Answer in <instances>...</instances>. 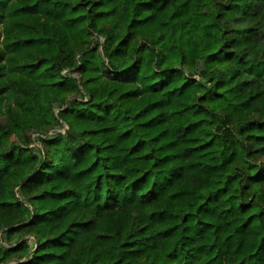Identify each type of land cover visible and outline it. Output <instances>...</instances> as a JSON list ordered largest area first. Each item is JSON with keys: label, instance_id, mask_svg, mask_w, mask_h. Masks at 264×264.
Returning <instances> with one entry per match:
<instances>
[{"label": "trees", "instance_id": "16d2710c", "mask_svg": "<svg viewBox=\"0 0 264 264\" xmlns=\"http://www.w3.org/2000/svg\"><path fill=\"white\" fill-rule=\"evenodd\" d=\"M0 264H264V0H0Z\"/></svg>", "mask_w": 264, "mask_h": 264}]
</instances>
